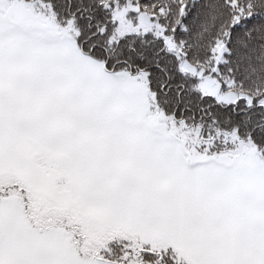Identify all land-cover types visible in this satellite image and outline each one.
<instances>
[{
  "label": "snow or ice",
  "instance_id": "6c2138e0",
  "mask_svg": "<svg viewBox=\"0 0 264 264\" xmlns=\"http://www.w3.org/2000/svg\"><path fill=\"white\" fill-rule=\"evenodd\" d=\"M0 264H264V0H0Z\"/></svg>",
  "mask_w": 264,
  "mask_h": 264
}]
</instances>
